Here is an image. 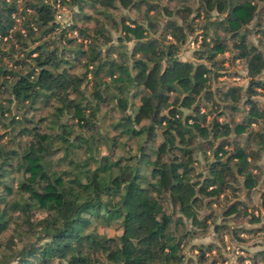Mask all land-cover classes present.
I'll list each match as a JSON object with an SVG mask.
<instances>
[{
    "label": "trees",
    "instance_id": "trees-1",
    "mask_svg": "<svg viewBox=\"0 0 264 264\" xmlns=\"http://www.w3.org/2000/svg\"><path fill=\"white\" fill-rule=\"evenodd\" d=\"M262 93L264 0H0V264H226L264 229Z\"/></svg>",
    "mask_w": 264,
    "mask_h": 264
},
{
    "label": "rangeland",
    "instance_id": "rangeland-1",
    "mask_svg": "<svg viewBox=\"0 0 264 264\" xmlns=\"http://www.w3.org/2000/svg\"><path fill=\"white\" fill-rule=\"evenodd\" d=\"M56 5V4H55ZM57 6V5H56ZM73 8L67 7V6H59L57 7L56 10V15H55V19L59 22H61L62 24H65L67 21H69V18L71 17V12H72ZM124 11L126 12L127 10L124 9ZM130 14H133V12H130ZM249 37H251L252 39L255 40V35L250 34ZM196 46V43L191 41V37H190V41L188 40L187 43L184 44V46L181 47L180 51L178 52V55L180 58L182 59H189L191 57V50L193 49V47ZM223 56L226 57L225 61L223 62L224 66L226 68L221 69V74L217 77V81L216 83H218L219 85H226L229 83L232 84H242L245 85L247 83V77L245 75L246 73V68H245V64L242 60L240 59H235L233 62L230 61V54L228 51L223 52L222 54ZM237 77V78H236ZM260 101L261 103L264 105V93L262 94H257L255 95ZM264 157H262L261 159V163L264 165ZM240 195L242 196L243 193H240ZM251 203L257 205L255 208H248V210L252 209V212L260 217L259 221H252L249 220L246 223L247 226L251 225V224H263L264 222V210L263 208L259 205V196L258 193H254L252 195V199H251ZM263 213V215H262ZM263 219H262V216ZM245 218H240L238 221L239 222H243ZM251 222V223H250ZM98 230L101 232H106L107 234H115L117 231H119V229H117L114 225L112 226H98ZM246 238V240L244 241H240L237 243V245H239L241 248H243V250H247L248 252L252 253L255 250L259 249L261 247V239L264 237V229L262 230H258L256 233H246L244 234ZM212 237L211 233L206 235L205 237H198V238H194L192 239V241L195 242H201V241H208L210 240V238ZM227 243H232L231 241H228ZM186 255L190 256L192 258H195V251H191L188 249V247H186L185 249ZM212 254H216L215 251H211ZM245 253V252H244ZM225 256L227 255V252L224 253ZM219 258V257H218ZM231 263L230 264H240V262L237 260L236 257L231 258ZM257 260H259L258 264H264V260L262 259V257L260 255L257 256ZM209 261L206 260L203 264H207ZM189 264H198L197 262H193V263H189ZM215 264H223L221 260H217V263Z\"/></svg>",
    "mask_w": 264,
    "mask_h": 264
},
{
    "label": "built area",
    "instance_id": "built-area-1",
    "mask_svg": "<svg viewBox=\"0 0 264 264\" xmlns=\"http://www.w3.org/2000/svg\"><path fill=\"white\" fill-rule=\"evenodd\" d=\"M56 5H57V7L62 6V5H60L59 1L56 3ZM73 33L76 34V31L73 30ZM192 42H194V41H192ZM244 234L245 233H243V232L240 233L241 236H244ZM224 239L226 240V246H225L224 250L227 252V255H226L227 257H226L224 263L230 264L232 261L231 258H233V257L237 258L238 255H241V254L244 255L245 254L243 248H241L239 245H237L236 241L233 240V241H231L232 243H227L228 241H230V240H228L227 235H224ZM212 251H214V250H212ZM262 259L264 260V257H262ZM243 262L245 264H253L252 259L247 258V257L243 260ZM258 262H259V260H256L255 264H258ZM215 263H217V261Z\"/></svg>",
    "mask_w": 264,
    "mask_h": 264
},
{
    "label": "crops",
    "instance_id": "crops-1",
    "mask_svg": "<svg viewBox=\"0 0 264 264\" xmlns=\"http://www.w3.org/2000/svg\"><path fill=\"white\" fill-rule=\"evenodd\" d=\"M263 159H264V158H263ZM254 193H258V196H259V192H258V191H254V192L251 193V195H250V198H251V199H252V195H253ZM241 197L245 198V194L243 193V195H242ZM262 215H263V213H262Z\"/></svg>",
    "mask_w": 264,
    "mask_h": 264
}]
</instances>
